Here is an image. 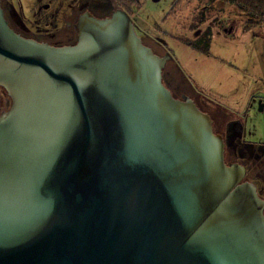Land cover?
Segmentation results:
<instances>
[{
    "label": "water",
    "instance_id": "water-1",
    "mask_svg": "<svg viewBox=\"0 0 264 264\" xmlns=\"http://www.w3.org/2000/svg\"><path fill=\"white\" fill-rule=\"evenodd\" d=\"M75 27L23 37L0 0V264H264V199L164 84L169 52L120 7Z\"/></svg>",
    "mask_w": 264,
    "mask_h": 264
},
{
    "label": "rangeland",
    "instance_id": "rangeland-1",
    "mask_svg": "<svg viewBox=\"0 0 264 264\" xmlns=\"http://www.w3.org/2000/svg\"><path fill=\"white\" fill-rule=\"evenodd\" d=\"M138 1L140 7L132 5L127 12L144 44L157 55L161 56L164 50L171 55L164 70L173 69L176 82H182L173 95L178 97L184 93L193 99L202 111L210 115L216 133L223 135L229 122H239L242 140L263 146L264 109L259 111L258 107L259 100H264V24L244 30L242 23L248 20V16L225 1L184 0L175 14L168 13L176 0ZM11 2L22 11L27 23L36 29L37 26L39 29L53 28L55 19L60 25L63 9H59L54 18L53 15L57 7H62L63 0ZM110 3L113 4L114 0ZM203 3L213 7V15H219L225 25L236 20L234 31L227 34L219 25L211 24L210 19L189 30L193 9ZM44 4H49V8H44ZM46 21L48 26H44ZM208 25L211 28L209 54L196 52L178 40L181 35L196 38ZM8 99L7 93L0 89V109Z\"/></svg>",
    "mask_w": 264,
    "mask_h": 264
},
{
    "label": "flooded vegetation",
    "instance_id": "flooded-vegetation-1",
    "mask_svg": "<svg viewBox=\"0 0 264 264\" xmlns=\"http://www.w3.org/2000/svg\"><path fill=\"white\" fill-rule=\"evenodd\" d=\"M49 6V4L43 5L46 9H48ZM60 6L55 10L53 18L57 15L59 9H63L61 19L59 20V26H61L62 29H58L59 26L56 19L53 24V28L45 27L39 29L37 26L36 29L27 23L28 20L23 15L22 11L17 9L11 0H1V8L3 10L4 17L7 20L8 25L15 32L23 37L32 38L39 42L57 46L71 45L75 43L77 39V29L75 27V23L77 22L80 14L88 11L94 16L102 18L108 16L113 9L118 7L115 3H110V0H63L62 7ZM48 25L49 22L46 21L44 26ZM165 53L166 51L164 50L163 54ZM174 72L175 71L173 69L164 70L163 68L162 70V80L170 89L172 94L173 92H176L175 90H178L179 86L182 84L181 80L176 82ZM172 82H174V84ZM0 89L5 91L1 87ZM181 95L177 98L182 97ZM6 109L4 106L0 109V113ZM225 130V133L222 135L225 141V163L229 164L231 162H238L242 164L245 168V176L243 180L252 182L256 187L259 197L264 199V145L254 146L244 142L242 137H239V129L234 123H230Z\"/></svg>",
    "mask_w": 264,
    "mask_h": 264
},
{
    "label": "trees",
    "instance_id": "trees-1",
    "mask_svg": "<svg viewBox=\"0 0 264 264\" xmlns=\"http://www.w3.org/2000/svg\"><path fill=\"white\" fill-rule=\"evenodd\" d=\"M182 1L176 0L169 10L168 14H175L182 6ZM187 1V0H186ZM192 1V0H191ZM225 1L228 4L234 5L236 8L245 12L248 16V20L244 21L243 29L247 30L264 23V0H219ZM114 3L125 10L133 5L136 8L140 7V2L138 0H114ZM213 7L207 4H201L195 7L190 15L188 28L189 30H194L199 27L203 22L210 19L211 24L219 25L225 33L230 34L234 31L236 20H232L228 25H225L219 18V15H213ZM222 14V13H220ZM213 16V17H212ZM241 24V22H239ZM210 25H208L203 32L196 38H190L186 35H181L178 40L189 47L190 49L199 52L201 54H209V44H210Z\"/></svg>",
    "mask_w": 264,
    "mask_h": 264
},
{
    "label": "crops",
    "instance_id": "crops-1",
    "mask_svg": "<svg viewBox=\"0 0 264 264\" xmlns=\"http://www.w3.org/2000/svg\"><path fill=\"white\" fill-rule=\"evenodd\" d=\"M263 24H264V23H263ZM261 101H262L263 106H264V100H261ZM263 109H264V107H263ZM230 123H234L235 126L238 127V129H239V133H241V137H242V129H241V125H240V123H239V122H234V121H232V122H229L228 125H229ZM249 144H250V143H249ZM251 145H253V144H251ZM254 146H255V145H254Z\"/></svg>",
    "mask_w": 264,
    "mask_h": 264
}]
</instances>
